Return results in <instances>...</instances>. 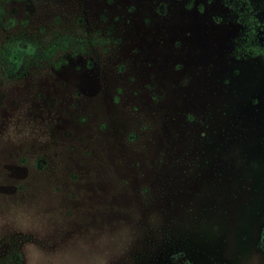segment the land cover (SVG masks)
Instances as JSON below:
<instances>
[{
	"label": "rangeland",
	"instance_id": "1",
	"mask_svg": "<svg viewBox=\"0 0 264 264\" xmlns=\"http://www.w3.org/2000/svg\"><path fill=\"white\" fill-rule=\"evenodd\" d=\"M240 6L3 0L0 264H264V59ZM58 35L81 48L25 65Z\"/></svg>",
	"mask_w": 264,
	"mask_h": 264
},
{
	"label": "trees",
	"instance_id": "2",
	"mask_svg": "<svg viewBox=\"0 0 264 264\" xmlns=\"http://www.w3.org/2000/svg\"><path fill=\"white\" fill-rule=\"evenodd\" d=\"M2 15L3 0H0V24H2ZM240 17L248 28L246 49L264 59V31L246 0H243V7L240 6ZM74 44V39L68 35L52 36L45 41L37 42L35 50L25 65L35 68L57 66L66 55H74L81 48V45ZM19 65V49L10 38L3 41L0 44V83L15 78ZM258 246L264 255V228L261 230Z\"/></svg>",
	"mask_w": 264,
	"mask_h": 264
}]
</instances>
